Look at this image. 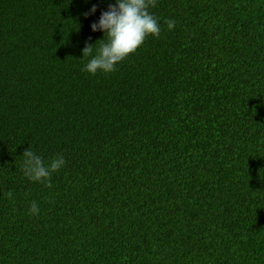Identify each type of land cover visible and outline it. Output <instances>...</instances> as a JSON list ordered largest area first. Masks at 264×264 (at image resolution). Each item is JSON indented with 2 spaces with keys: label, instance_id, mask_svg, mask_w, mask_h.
I'll return each mask as SVG.
<instances>
[{
  "label": "trees",
  "instance_id": "16d2710c",
  "mask_svg": "<svg viewBox=\"0 0 264 264\" xmlns=\"http://www.w3.org/2000/svg\"><path fill=\"white\" fill-rule=\"evenodd\" d=\"M107 5L0 0V264H264V0H156L92 75ZM29 148L64 156L50 186Z\"/></svg>",
  "mask_w": 264,
  "mask_h": 264
},
{
  "label": "clouds",
  "instance_id": "9594fccd",
  "mask_svg": "<svg viewBox=\"0 0 264 264\" xmlns=\"http://www.w3.org/2000/svg\"><path fill=\"white\" fill-rule=\"evenodd\" d=\"M156 7V0H108L107 10L101 11L97 21L90 25L91 31L102 32L104 41L93 54V46L86 44L82 49L84 57H91L84 70L95 75L98 72L110 73L116 66L133 54L144 42L151 37H159L162 31L160 18L150 12V8ZM95 4L84 13L85 18L95 14ZM169 31L173 30L176 21L166 19L163 22ZM106 38V40H105ZM21 164L23 175L32 182L44 183L50 186L51 177L66 165L62 154H57L50 161L35 154L31 148L23 153ZM28 212L37 215L40 208L36 201H32Z\"/></svg>",
  "mask_w": 264,
  "mask_h": 264
}]
</instances>
